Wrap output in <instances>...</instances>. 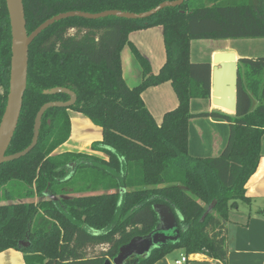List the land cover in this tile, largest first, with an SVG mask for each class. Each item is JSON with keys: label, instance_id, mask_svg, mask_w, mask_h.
<instances>
[{"label": "trees", "instance_id": "1", "mask_svg": "<svg viewBox=\"0 0 264 264\" xmlns=\"http://www.w3.org/2000/svg\"><path fill=\"white\" fill-rule=\"evenodd\" d=\"M23 1L31 33L62 12L140 13L167 0ZM208 1L185 0L142 19L69 17L31 43L27 90L7 153L32 143L35 119L45 103L70 99L67 93L47 90L69 87L77 101L70 108H49L34 149L0 165V252L21 250L26 264H104L133 238L159 228L155 206L165 204L176 213L179 239L148 255L133 254L123 264H155L176 249L227 262L229 215L240 202H250L246 185L262 156L264 55L239 58L236 113H193L192 99L211 98L213 65L193 62L191 44L198 39L264 38V0ZM157 25L163 28L166 61L154 72L129 34ZM126 45L142 69L135 87L123 74ZM11 59L10 14L7 0H0V123ZM168 81L179 102L158 122L143 92ZM69 109L102 128L103 138L92 150L104 156L60 150L72 133ZM196 116L229 122L228 142L218 156L190 153L189 123Z\"/></svg>", "mask_w": 264, "mask_h": 264}, {"label": "crops", "instance_id": "2", "mask_svg": "<svg viewBox=\"0 0 264 264\" xmlns=\"http://www.w3.org/2000/svg\"><path fill=\"white\" fill-rule=\"evenodd\" d=\"M206 2L208 3L209 1L206 0ZM129 38L149 58L153 71L158 72L166 61L162 26L157 25L132 31L129 34ZM218 40H223L226 46L225 48H222L224 46L212 48L210 60L212 65L213 56L219 51H226L228 47L232 49L229 51L236 52L239 57H253L245 52H240L236 48L237 46L234 45L239 40H248V38L236 39L238 41L231 38ZM251 40H258L264 48V38H251ZM203 41L217 42L216 39L193 40L191 44L192 59L195 42ZM121 56L124 77L128 84H133L141 76V67L129 45L124 47ZM143 98L158 122H161L164 114L174 109L179 102L169 81L147 88L143 92ZM195 106L196 108L194 109ZM213 110L231 113L215 106L211 98H194L191 100V111L193 113ZM69 114L72 120V133L68 141L60 147V150L64 148L61 151L91 152L94 155L104 156L103 153L92 150V144L103 138L102 128L95 125L81 112L69 109ZM229 134V122L223 118L212 116L193 117L189 123V151L194 156H218L225 148ZM75 143H81L82 146L77 147ZM261 153L262 156L258 168L246 185V193L251 199L250 202H240L236 208L232 209L229 215L230 221L227 223V262L224 263L200 253L188 255L183 249H176L155 264H176V259L182 255H188L189 257L188 261L183 264H264V135ZM34 200L37 201L38 198ZM0 264H26L24 252L14 248L0 252Z\"/></svg>", "mask_w": 264, "mask_h": 264}, {"label": "water", "instance_id": "3", "mask_svg": "<svg viewBox=\"0 0 264 264\" xmlns=\"http://www.w3.org/2000/svg\"><path fill=\"white\" fill-rule=\"evenodd\" d=\"M185 0H167L158 6L144 12L136 13L119 9H109L97 13L73 10L59 13L40 24L31 33L27 29V19L23 0H7L12 28V59L10 72V87L7 105L0 123V165L15 159H19L30 153L39 141L42 120L45 112L51 107L70 108L77 101V93L69 87L58 86L47 90L46 93H67L70 99L67 101H50L45 103L39 110L35 119L34 137L32 143L24 150L8 154V149L17 129L24 95L28 85L29 72V49L31 43L49 26L55 22L69 17L79 16L88 19H99L107 16H117L128 19L146 18L152 16L166 7H177ZM239 56L234 51H219L214 55L212 76H211V99L212 103L231 113L238 109V61ZM142 71V69H141ZM142 81V72L138 81L129 84L131 87L138 86ZM74 166V165H73ZM74 170L72 171V173ZM125 189L122 187L121 193ZM211 204L204 214L214 208ZM159 215L160 227L146 236H137L132 241L120 248V252L113 260L107 259L104 264H123L127 257L133 254L148 255L152 249L167 244L170 241H177L180 235L179 222L176 213L165 204L155 206ZM24 246H29L28 241H22Z\"/></svg>", "mask_w": 264, "mask_h": 264}, {"label": "rangeland", "instance_id": "4", "mask_svg": "<svg viewBox=\"0 0 264 264\" xmlns=\"http://www.w3.org/2000/svg\"><path fill=\"white\" fill-rule=\"evenodd\" d=\"M244 39V38H242ZM236 40V39H234ZM215 41H203V42H195L194 47H193V62H210L211 60V52H212V48H218V47H222L225 48V42H223V40H216ZM238 41V40H236ZM261 42H258V40H251V38H248V40H239L237 43H234L235 46H237L236 48L240 51V52H245L247 54H249V56H253V57H258V56H263L264 55V48L262 47V44H260ZM232 50L231 48H227L226 51ZM214 59V56H213ZM137 63V62H136ZM130 81L132 82V80L130 79ZM135 83V82H134ZM204 99V98H201ZM205 103V102H204ZM196 108V106L194 107V109ZM82 115H84L82 113ZM85 116V115H84ZM70 143V142H69ZM73 144V143H71ZM70 145V144H68ZM75 146L77 147H81V143H75ZM61 150H64V148H62ZM74 150H80V149H74ZM37 197H35L36 199Z\"/></svg>", "mask_w": 264, "mask_h": 264}, {"label": "built area", "instance_id": "5", "mask_svg": "<svg viewBox=\"0 0 264 264\" xmlns=\"http://www.w3.org/2000/svg\"><path fill=\"white\" fill-rule=\"evenodd\" d=\"M188 259H189L188 255H182L180 258L176 259L175 263L183 264V263H186Z\"/></svg>", "mask_w": 264, "mask_h": 264}]
</instances>
